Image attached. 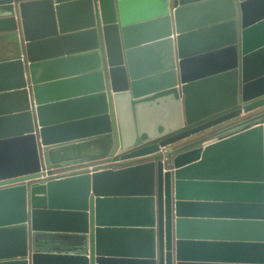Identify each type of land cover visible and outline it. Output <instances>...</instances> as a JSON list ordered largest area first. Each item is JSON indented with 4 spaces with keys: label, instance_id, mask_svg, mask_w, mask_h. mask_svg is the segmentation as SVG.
Segmentation results:
<instances>
[{
    "label": "water",
    "instance_id": "95a60500",
    "mask_svg": "<svg viewBox=\"0 0 264 264\" xmlns=\"http://www.w3.org/2000/svg\"><path fill=\"white\" fill-rule=\"evenodd\" d=\"M9 47L0 264H264V0H0Z\"/></svg>",
    "mask_w": 264,
    "mask_h": 264
},
{
    "label": "built area",
    "instance_id": "2783aa9c",
    "mask_svg": "<svg viewBox=\"0 0 264 264\" xmlns=\"http://www.w3.org/2000/svg\"><path fill=\"white\" fill-rule=\"evenodd\" d=\"M148 159L145 157H133L129 159H120V160H109V161H103L101 163L92 164L89 166H75V167H66L64 169H54L53 172L49 175H44L40 178H60L67 175H73L78 174L86 171H93L96 169H101L104 167H120L126 164L135 163L139 161H143Z\"/></svg>",
    "mask_w": 264,
    "mask_h": 264
},
{
    "label": "crops",
    "instance_id": "0c3cea01",
    "mask_svg": "<svg viewBox=\"0 0 264 264\" xmlns=\"http://www.w3.org/2000/svg\"><path fill=\"white\" fill-rule=\"evenodd\" d=\"M14 53L15 50L12 47H9L8 49L5 48L3 52L0 51V57L11 56ZM92 164H96V163H92Z\"/></svg>",
    "mask_w": 264,
    "mask_h": 264
},
{
    "label": "flooded vegetation",
    "instance_id": "af4514ba",
    "mask_svg": "<svg viewBox=\"0 0 264 264\" xmlns=\"http://www.w3.org/2000/svg\"><path fill=\"white\" fill-rule=\"evenodd\" d=\"M64 168H66V167H64ZM63 167H60V168H57V169H64Z\"/></svg>",
    "mask_w": 264,
    "mask_h": 264
}]
</instances>
